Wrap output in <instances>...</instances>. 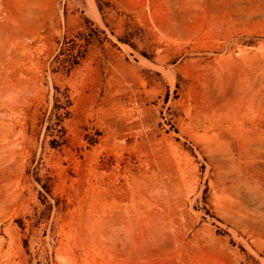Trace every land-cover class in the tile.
<instances>
[{"label":"rangeland","instance_id":"rangeland-1","mask_svg":"<svg viewBox=\"0 0 264 264\" xmlns=\"http://www.w3.org/2000/svg\"><path fill=\"white\" fill-rule=\"evenodd\" d=\"M0 264H264V0H0Z\"/></svg>","mask_w":264,"mask_h":264},{"label":"trees","instance_id":"trees-1","mask_svg":"<svg viewBox=\"0 0 264 264\" xmlns=\"http://www.w3.org/2000/svg\"><path fill=\"white\" fill-rule=\"evenodd\" d=\"M66 107V105H64L63 103H57L54 110H55V115L57 116L58 122L61 121L62 117H63V112L61 111L62 109H64ZM68 114V112H67Z\"/></svg>","mask_w":264,"mask_h":264}]
</instances>
